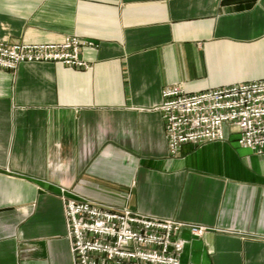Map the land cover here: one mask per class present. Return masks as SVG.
Returning <instances> with one entry per match:
<instances>
[{
  "label": "crops",
  "instance_id": "0c3cea01",
  "mask_svg": "<svg viewBox=\"0 0 264 264\" xmlns=\"http://www.w3.org/2000/svg\"><path fill=\"white\" fill-rule=\"evenodd\" d=\"M77 36L90 70L0 71V264H73L64 199L205 226L179 264H264V156L225 141L170 157L161 90L264 80V0H0V42Z\"/></svg>",
  "mask_w": 264,
  "mask_h": 264
},
{
  "label": "built area",
  "instance_id": "2783aa9c",
  "mask_svg": "<svg viewBox=\"0 0 264 264\" xmlns=\"http://www.w3.org/2000/svg\"><path fill=\"white\" fill-rule=\"evenodd\" d=\"M93 45L77 36H65L54 43L0 42V71H13L22 63L56 62L90 70L81 50ZM160 94L158 110L170 157H178L183 144L225 141L226 127L236 130L239 146L264 156V80L193 93L175 84ZM63 203L73 264H179L185 244L181 232L200 237L208 230L85 199L69 197Z\"/></svg>",
  "mask_w": 264,
  "mask_h": 264
},
{
  "label": "rangeland",
  "instance_id": "374dc122",
  "mask_svg": "<svg viewBox=\"0 0 264 264\" xmlns=\"http://www.w3.org/2000/svg\"><path fill=\"white\" fill-rule=\"evenodd\" d=\"M115 206V205H114ZM120 207V206H119Z\"/></svg>",
  "mask_w": 264,
  "mask_h": 264
}]
</instances>
